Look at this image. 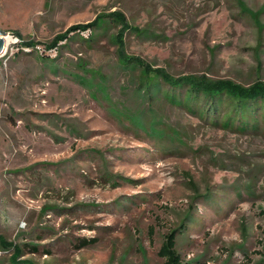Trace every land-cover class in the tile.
Returning a JSON list of instances; mask_svg holds the SVG:
<instances>
[{"label":"rangeland","instance_id":"rangeland-1","mask_svg":"<svg viewBox=\"0 0 264 264\" xmlns=\"http://www.w3.org/2000/svg\"><path fill=\"white\" fill-rule=\"evenodd\" d=\"M0 30V264H163L172 232L264 264V107L226 125L121 64L264 83V0H0Z\"/></svg>","mask_w":264,"mask_h":264},{"label":"trees","instance_id":"trees-1","mask_svg":"<svg viewBox=\"0 0 264 264\" xmlns=\"http://www.w3.org/2000/svg\"><path fill=\"white\" fill-rule=\"evenodd\" d=\"M116 16V15H115ZM121 25H124L121 15H117L114 18ZM119 20V21H118ZM92 25L86 27H73L70 31H82L87 30ZM67 36L63 35L57 37L54 41L55 44L50 45L55 47L58 41H62ZM31 46L30 44H25ZM122 65H131V68H138L147 78H155L156 81L162 82V85L168 87L170 93H165V97H171V100H175L176 93L178 94L177 104L190 107L191 110L197 107L198 102H201V111L203 114H209L210 111L215 113L222 107L226 106L228 112L224 118V124L229 125L232 123L235 116H240L242 113L254 114L256 109L264 107V83L255 82L249 87H242L241 85L232 83L230 81H208L203 79H197L195 77H182L173 78L168 75L163 69H150V67L139 59H126L123 58ZM155 84L147 85V90H153L156 94L159 92L158 87H154ZM196 110V109H195ZM217 110V111H216ZM247 111V112H246ZM181 228H185L181 226ZM91 242V241H89ZM0 246L5 248L8 246L0 238ZM176 235L172 232L166 235L165 240L162 242L158 251V256L163 259V264H182L180 256L175 250ZM31 253L37 251V247L30 245L27 249ZM20 250L15 249L14 254L18 255ZM14 260V258H13ZM11 264H33L30 261H20Z\"/></svg>","mask_w":264,"mask_h":264},{"label":"water","instance_id":"water-1","mask_svg":"<svg viewBox=\"0 0 264 264\" xmlns=\"http://www.w3.org/2000/svg\"><path fill=\"white\" fill-rule=\"evenodd\" d=\"M5 33L0 30V56L4 53L6 49V43H5Z\"/></svg>","mask_w":264,"mask_h":264},{"label":"bare ground","instance_id":"bare-ground-1","mask_svg":"<svg viewBox=\"0 0 264 264\" xmlns=\"http://www.w3.org/2000/svg\"><path fill=\"white\" fill-rule=\"evenodd\" d=\"M10 40H11V38L9 36H6L5 37V43H6V45L10 42Z\"/></svg>","mask_w":264,"mask_h":264},{"label":"built area","instance_id":"built-area-1","mask_svg":"<svg viewBox=\"0 0 264 264\" xmlns=\"http://www.w3.org/2000/svg\"><path fill=\"white\" fill-rule=\"evenodd\" d=\"M84 31H85V30H84ZM86 31H88V30H86ZM86 31H85V32H86Z\"/></svg>","mask_w":264,"mask_h":264}]
</instances>
